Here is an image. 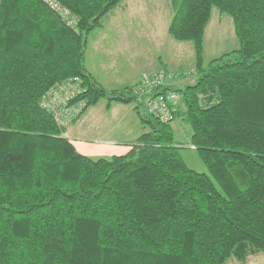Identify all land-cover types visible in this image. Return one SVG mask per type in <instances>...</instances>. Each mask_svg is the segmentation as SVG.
Listing matches in <instances>:
<instances>
[{
  "label": "trees",
  "instance_id": "16d2710c",
  "mask_svg": "<svg viewBox=\"0 0 264 264\" xmlns=\"http://www.w3.org/2000/svg\"><path fill=\"white\" fill-rule=\"evenodd\" d=\"M57 1L75 27L42 0H0V264H247L264 254V0H171L169 34L193 45L200 77L180 88L164 66L173 79L146 94L145 77L109 90L86 68L90 36L124 0ZM214 7L233 19L239 50L205 69ZM71 79L85 112L102 99L134 107L148 131L127 154L79 153L64 136L77 120L59 124L41 108ZM169 93L178 101L164 123L148 104ZM176 121L211 176L182 156Z\"/></svg>",
  "mask_w": 264,
  "mask_h": 264
},
{
  "label": "rangeland",
  "instance_id": "374dc122",
  "mask_svg": "<svg viewBox=\"0 0 264 264\" xmlns=\"http://www.w3.org/2000/svg\"><path fill=\"white\" fill-rule=\"evenodd\" d=\"M174 14L171 0H124L104 19V27L90 36L89 68L92 67L93 72L104 81L128 83L120 89L134 85L140 78L164 66L182 76L178 87L196 84L200 74L196 69L193 45L176 41L169 34ZM238 50L233 19L214 7L204 37V68L208 69L213 60ZM237 57V54H232L223 61ZM107 103V99H102L90 107L87 113L84 112L80 119L67 127L64 135L93 160L113 157L92 153L95 147L105 146L100 142L136 143L137 138L148 131L141 129L143 125L135 114L125 116L114 110L109 114ZM93 111L95 114L88 117ZM173 127L176 143L181 147L188 165L201 174L211 176L191 144L190 128L179 121L174 122ZM228 264H237V260L231 258ZM247 264H264V254L252 256Z\"/></svg>",
  "mask_w": 264,
  "mask_h": 264
},
{
  "label": "built area",
  "instance_id": "2783aa9c",
  "mask_svg": "<svg viewBox=\"0 0 264 264\" xmlns=\"http://www.w3.org/2000/svg\"><path fill=\"white\" fill-rule=\"evenodd\" d=\"M52 11L57 13L63 21L71 27L77 25V19L72 12L57 0H42ZM173 73L160 70L145 77L137 89V94L148 93L155 87L165 84L167 79H173ZM81 84L76 80H68L56 84L43 97L40 106L51 114L59 124H67L81 118L87 109V101L77 99L81 94ZM148 104L149 112L160 121L168 123L172 119V112L177 105L178 96L169 93L165 96H153ZM175 111V110H174Z\"/></svg>",
  "mask_w": 264,
  "mask_h": 264
},
{
  "label": "crops",
  "instance_id": "0c3cea01",
  "mask_svg": "<svg viewBox=\"0 0 264 264\" xmlns=\"http://www.w3.org/2000/svg\"><path fill=\"white\" fill-rule=\"evenodd\" d=\"M86 68L89 70V72L91 74H93L95 76V78L107 89L109 90H117V89H120L121 86L123 85H126L128 84L127 82H125V84H122V83H113V81L110 82V80L108 81H104V79H101L99 76H97L93 71L94 69L91 67L89 68V65H88V52H87V56H86ZM158 70V69H157ZM157 70H153L152 72H155ZM150 72V73H152ZM149 73V74H150ZM148 75V74H147ZM138 78V77H137ZM136 79V78H135ZM142 78H140L139 80L136 81V83H138ZM107 108H108V111H109V114H111L110 112H118V113H124V115L126 116L127 114H130V115H136V112L134 110V107L132 105H124V104H118V103H114L113 105L111 106H108L107 105ZM88 111H86L85 113H87ZM94 111L91 112L88 117H90V115H94ZM123 116L122 117V120H121V123L123 124V118L125 117ZM137 116V115H136ZM82 117V116H81ZM138 124V123H137ZM122 126V125H121ZM141 129H144L143 127H141ZM140 137V136H139ZM138 137V138H139ZM137 138V139H138ZM102 144H105V146H100V147H95V150L92 151V153H95V152H99L100 155H103V156H110V155H113V156H122V155H125L127 154L130 150H131V145L133 144L132 142L131 143H125V142H120L119 144H115V142H112V141H105V142H100ZM75 145V144H74ZM76 146V145H75ZM76 149H78V147L76 146ZM79 152L83 155H87V153H83L79 150ZM90 153V152H89ZM91 154V153H90Z\"/></svg>",
  "mask_w": 264,
  "mask_h": 264
}]
</instances>
